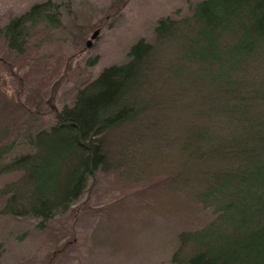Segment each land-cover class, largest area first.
Instances as JSON below:
<instances>
[{"label": "trees", "instance_id": "obj_1", "mask_svg": "<svg viewBox=\"0 0 264 264\" xmlns=\"http://www.w3.org/2000/svg\"><path fill=\"white\" fill-rule=\"evenodd\" d=\"M65 10L47 0L0 29L36 92L23 104L0 83V216L53 232L107 176L145 184L129 212L161 202L186 220L171 264H264V0H198L159 19L44 125L38 89L56 72L41 50Z\"/></svg>", "mask_w": 264, "mask_h": 264}, {"label": "rangeland", "instance_id": "obj_2", "mask_svg": "<svg viewBox=\"0 0 264 264\" xmlns=\"http://www.w3.org/2000/svg\"><path fill=\"white\" fill-rule=\"evenodd\" d=\"M45 1L0 0V29ZM51 1L66 9L61 18L66 31H56L53 44L41 50L48 59L45 67L56 72L49 86L38 89L44 125L51 123L53 108L71 104L75 91L104 68L122 64L133 43L150 40L159 19L180 17L198 0ZM95 30L98 34L91 39ZM27 69L6 55L0 38V83L23 104L36 95L21 80ZM106 178H99L71 212L55 220L53 232L36 230L32 219L0 216V264H171L186 220L160 211L161 202L152 211L129 212L126 205L145 184H107Z\"/></svg>", "mask_w": 264, "mask_h": 264}, {"label": "water", "instance_id": "obj_3", "mask_svg": "<svg viewBox=\"0 0 264 264\" xmlns=\"http://www.w3.org/2000/svg\"><path fill=\"white\" fill-rule=\"evenodd\" d=\"M97 34H98V30H95V31L93 32L92 36H91V39H94V38L97 36ZM90 44H91V42L88 41V42L86 43V46L89 47Z\"/></svg>", "mask_w": 264, "mask_h": 264}]
</instances>
